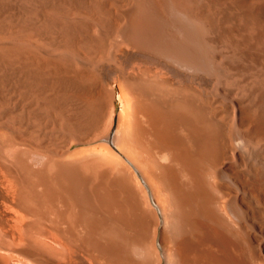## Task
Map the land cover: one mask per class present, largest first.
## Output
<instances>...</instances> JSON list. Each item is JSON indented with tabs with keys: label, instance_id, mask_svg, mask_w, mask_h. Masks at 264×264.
Segmentation results:
<instances>
[{
	"label": "bare ground",
	"instance_id": "6f19581e",
	"mask_svg": "<svg viewBox=\"0 0 264 264\" xmlns=\"http://www.w3.org/2000/svg\"><path fill=\"white\" fill-rule=\"evenodd\" d=\"M0 264H264V0H0Z\"/></svg>",
	"mask_w": 264,
	"mask_h": 264
}]
</instances>
